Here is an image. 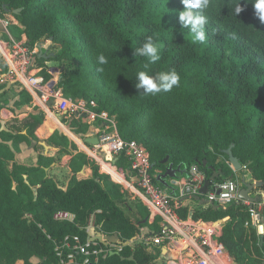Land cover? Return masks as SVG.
Instances as JSON below:
<instances>
[{
    "label": "trees",
    "instance_id": "1",
    "mask_svg": "<svg viewBox=\"0 0 264 264\" xmlns=\"http://www.w3.org/2000/svg\"><path fill=\"white\" fill-rule=\"evenodd\" d=\"M236 3L209 0L203 12L208 21L204 43H194L189 30L180 26V0H0V8L11 13L21 8L13 13L18 24L10 26L11 35H25L30 46L42 47L48 40L63 94L94 101L95 111L113 116L121 137L147 149L157 175L169 163L186 171L196 164L207 178L213 169L220 172L214 181L250 179L264 191V24L244 0L236 16ZM148 36L160 48V60L149 65V74L175 69L180 75L179 86L170 92L145 95L135 87L146 60L133 52ZM101 53L107 64L97 63ZM37 60L41 65L45 61ZM6 72L0 58V74ZM18 98V105L31 100L26 91ZM68 122L76 135L86 133L80 117ZM6 126L0 130V264H63L55 248L73 235L84 240L92 217L97 232L117 235L119 243L136 240L141 229L145 235L157 231L146 208L130 201L65 134L48 129L43 114L14 117ZM41 139L57 147L58 154L72 155L65 187L46 171L54 158L39 155L31 166L15 160L21 143L34 148ZM228 149L239 170L230 163ZM116 164L129 167L123 156ZM84 168H90L91 176L78 177ZM156 176L154 182L164 187ZM176 210L180 218L218 226L220 242L236 264H264V236L245 226L249 214L242 201L223 207L192 199ZM58 211L73 214V221L54 219ZM260 212L264 219V203ZM159 262L158 253L136 240L96 264ZM71 264H81L80 258Z\"/></svg>",
    "mask_w": 264,
    "mask_h": 264
},
{
    "label": "built area",
    "instance_id": "2",
    "mask_svg": "<svg viewBox=\"0 0 264 264\" xmlns=\"http://www.w3.org/2000/svg\"><path fill=\"white\" fill-rule=\"evenodd\" d=\"M17 24L13 13L0 8V58L7 66V72L0 79L15 84L19 91L28 92L34 102L33 108L45 117H53L68 125V121L77 116L90 127L88 137H96L97 143L86 142L87 134L79 136L86 145L85 154L101 173L121 187L130 201L142 204L149 219L155 220L158 225L157 231L150 235H145L141 229L137 241L143 242L150 251L151 248H158L164 264H236L220 242L221 229L218 226H206L194 219L179 217L177 207L187 200L199 202L194 199L197 196H202L206 201L201 205L227 207L242 201L248 207L249 214L245 226L255 230L258 236H264V219L260 212L262 199L256 203L239 199L242 183L238 180L212 181L206 194L201 195L200 189L206 177L198 165L192 164L185 173L167 181L174 188L173 193L171 188L156 184L154 177L159 171H152L147 149L136 141L121 137L115 118L105 111H95L94 101L66 97L57 85V78H46L43 71L50 74L51 68L36 65L37 58L47 60L46 54L42 52L41 45L30 46L25 35L22 34L20 38L11 35L10 26ZM120 156L128 160V168L116 164ZM54 219L73 221L74 215L58 211ZM85 233L84 240L79 235H73L66 237L55 248L61 263L71 264L79 257L81 264H96L108 254L120 253L126 245L136 241L126 244L105 241V244H101L95 238L105 234L96 231L93 217L85 227Z\"/></svg>",
    "mask_w": 264,
    "mask_h": 264
},
{
    "label": "clouds",
    "instance_id": "3",
    "mask_svg": "<svg viewBox=\"0 0 264 264\" xmlns=\"http://www.w3.org/2000/svg\"><path fill=\"white\" fill-rule=\"evenodd\" d=\"M182 9L178 11V20L180 26L189 30L193 42L204 43L206 41L205 25L207 24V17L203 15L205 9L209 6V0H180ZM245 4L251 3L256 17L264 24V0H244ZM243 10L240 0L234 7L235 15L237 16ZM133 55H139L145 58L146 62L143 64L145 70L136 73L135 87L142 89L145 95H155L160 92H170L174 87H178L180 83V75L175 70L164 72H156L149 74L147 69L150 64L160 60V48L152 36L146 37L142 46L135 49ZM97 63L104 65L108 60L104 54L97 56ZM103 72L102 67L97 69Z\"/></svg>",
    "mask_w": 264,
    "mask_h": 264
},
{
    "label": "crops",
    "instance_id": "4",
    "mask_svg": "<svg viewBox=\"0 0 264 264\" xmlns=\"http://www.w3.org/2000/svg\"><path fill=\"white\" fill-rule=\"evenodd\" d=\"M42 52H45L44 49H42ZM43 57V55H41ZM36 59V63H37ZM48 61L46 60L43 62V64H47ZM41 65V64H40ZM57 73H59V70L56 69ZM0 77H2V74H0ZM12 86L11 84L6 81L5 79H0V130L1 129H7L6 122L10 120L11 118L18 117L19 119L27 116L29 113H37L33 108V100H31L26 104L18 105V95H19V89L16 90V95L12 96ZM8 101V102H6ZM18 108V109H16ZM46 118L47 121V127L50 130H58L59 132L65 134L67 138L74 143L76 146V150L80 151L85 154L86 151V145H84L81 140L79 139V136L73 133L69 128V122L68 125L63 124L62 122L56 120L55 118ZM88 127V126H87ZM87 138L89 134H91L90 127L87 128L86 133ZM10 144V142H9ZM39 155H45L48 157L54 158V161L50 164V166L46 169L49 176H51L56 182H58L57 179H60L61 175L63 173L67 174V179L64 181V185H60L62 187H65L69 181V178L71 177V172L68 166V162L71 159V154H58V148L55 146L48 145L45 140L41 139L36 143V146L33 148L31 145L27 146L25 143L20 144V150L15 153V160L18 163H22L28 166L35 165L38 159ZM78 177H88L91 176V170L90 168H84L79 173H77ZM250 180V179H246ZM253 195H259L260 198L264 196V191L256 190L252 193ZM196 202V201H195ZM197 204L201 205L200 202H196ZM144 233V232H143ZM149 250V249H148ZM150 251V250H149ZM161 260V259H160ZM163 262V261H162ZM15 264H23L21 261H17ZM158 264V263H155Z\"/></svg>",
    "mask_w": 264,
    "mask_h": 264
},
{
    "label": "water",
    "instance_id": "5",
    "mask_svg": "<svg viewBox=\"0 0 264 264\" xmlns=\"http://www.w3.org/2000/svg\"><path fill=\"white\" fill-rule=\"evenodd\" d=\"M20 10H21V8L15 9L13 11V13H17ZM85 141L90 143V144H96L97 138L96 137H89V138H86ZM226 153L228 154L229 161L232 164V166L234 167V169L239 170L241 168V165H240L239 161L237 160V158L232 154L231 149H228L226 151ZM167 161H168V158H165L164 160H162V163H167ZM205 164L206 163L204 161V165ZM185 172H186L185 167L182 168L181 165H178L177 167H173V165L171 163H169L168 166L166 167L165 171L163 173H159L156 176V179L165 187L171 188V191L173 193L174 188H172L171 186L168 185L167 178H174L178 174H183ZM219 173L220 172L215 171L213 169L212 175L208 178L207 177L205 178L203 186L200 189L201 195L206 194V192L208 191V187H209L210 182L216 180V178L219 176ZM241 183H242V188H240V190L238 192V198L239 199L246 200L250 203H256L261 199L259 195H253L252 194V191L258 188L257 183H255L252 180H250V181L242 180ZM194 199L198 200L201 204L206 202L202 196L201 197L200 196L194 197ZM262 202L264 203V196L262 197ZM95 239H97L101 244H105V241L117 242V235H114L113 237L112 236H106V235L97 236Z\"/></svg>",
    "mask_w": 264,
    "mask_h": 264
},
{
    "label": "rangeland",
    "instance_id": "6",
    "mask_svg": "<svg viewBox=\"0 0 264 264\" xmlns=\"http://www.w3.org/2000/svg\"><path fill=\"white\" fill-rule=\"evenodd\" d=\"M44 42L45 43L42 45V49L45 50V52H43V53L46 54V56H47L46 59L48 60V63L46 65L43 64L42 66H49V68H51V72H52V73H50V77L57 78L59 75V73H57V71H56V69L59 70L58 63L54 60H51V58L54 56L55 50L53 47H51L52 45L48 40H45ZM36 65H40V62L37 61ZM11 86H12V90H11L12 96L16 95L17 86L15 84H11ZM6 102H8V101H6ZM16 109H18V108H16ZM66 179H67V174L63 173L61 175L60 179H57V180H58L60 185H64V181H66ZM247 181H250V180H247ZM256 190L257 189L253 190L252 193L255 192ZM151 252L159 254L158 248H151ZM159 256H160V254H159ZM159 259H160V257H159ZM158 264H164V262H159Z\"/></svg>",
    "mask_w": 264,
    "mask_h": 264
}]
</instances>
